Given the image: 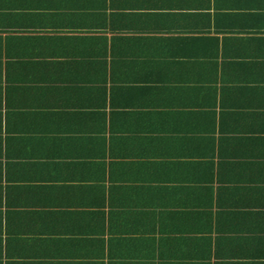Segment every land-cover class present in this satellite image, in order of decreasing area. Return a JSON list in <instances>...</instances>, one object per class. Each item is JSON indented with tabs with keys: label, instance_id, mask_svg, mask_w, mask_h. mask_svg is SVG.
<instances>
[{
	"label": "crops",
	"instance_id": "0c3cea01",
	"mask_svg": "<svg viewBox=\"0 0 264 264\" xmlns=\"http://www.w3.org/2000/svg\"><path fill=\"white\" fill-rule=\"evenodd\" d=\"M0 264H264V0H0Z\"/></svg>",
	"mask_w": 264,
	"mask_h": 264
}]
</instances>
